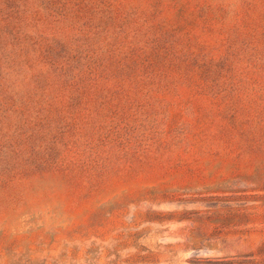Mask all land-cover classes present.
Instances as JSON below:
<instances>
[{"label":"rangeland","instance_id":"1","mask_svg":"<svg viewBox=\"0 0 264 264\" xmlns=\"http://www.w3.org/2000/svg\"><path fill=\"white\" fill-rule=\"evenodd\" d=\"M0 264H264V0H0Z\"/></svg>","mask_w":264,"mask_h":264}]
</instances>
